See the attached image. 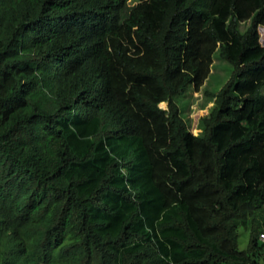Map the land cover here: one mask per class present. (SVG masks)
I'll use <instances>...</instances> for the list:
<instances>
[{
    "label": "trees",
    "instance_id": "obj_1",
    "mask_svg": "<svg viewBox=\"0 0 264 264\" xmlns=\"http://www.w3.org/2000/svg\"><path fill=\"white\" fill-rule=\"evenodd\" d=\"M262 15L0 0V264H264ZM216 52L231 70L193 134L181 99Z\"/></svg>",
    "mask_w": 264,
    "mask_h": 264
},
{
    "label": "rangeland",
    "instance_id": "obj_2",
    "mask_svg": "<svg viewBox=\"0 0 264 264\" xmlns=\"http://www.w3.org/2000/svg\"><path fill=\"white\" fill-rule=\"evenodd\" d=\"M253 44L257 45L253 48V52L260 50L264 46V15L261 16L259 24L257 26L256 32L251 41ZM213 65L211 66V71L208 75V80L206 84L204 83L200 90L193 92L194 98L193 103L187 107L186 95L181 99V113L185 117L190 130L194 134L202 133V125L200 116L209 111V107L212 104L210 100H207L204 96L203 90L205 87L212 90H217L228 78L231 66L230 64L222 59L218 52L213 55ZM197 98V99H196ZM186 99V100H185ZM161 105L165 108L166 104L164 102ZM170 144L172 143V138L170 137ZM248 240V231L243 228L239 229V248H244Z\"/></svg>",
    "mask_w": 264,
    "mask_h": 264
},
{
    "label": "built area",
    "instance_id": "obj_3",
    "mask_svg": "<svg viewBox=\"0 0 264 264\" xmlns=\"http://www.w3.org/2000/svg\"><path fill=\"white\" fill-rule=\"evenodd\" d=\"M260 239H264V232H261L259 235ZM234 264H243V263H234Z\"/></svg>",
    "mask_w": 264,
    "mask_h": 264
},
{
    "label": "clouds",
    "instance_id": "obj_4",
    "mask_svg": "<svg viewBox=\"0 0 264 264\" xmlns=\"http://www.w3.org/2000/svg\"><path fill=\"white\" fill-rule=\"evenodd\" d=\"M200 89H201V88H200ZM194 92H196V91H194ZM194 97H195V96H194V94H193V98H194ZM196 99H197V98H196ZM211 102H212V101H211ZM161 103H162V102H161ZM161 103H160V106L163 107V106L161 105ZM164 103H165V102H164ZM192 103H193V100H192L191 104H192ZM165 104H166V103H165ZM191 104H190V105H191ZM190 105H189V106H190ZM163 108H164V107H163ZM165 108H166V107H165ZM192 133H193V132H192ZM193 134H194V133H193Z\"/></svg>",
    "mask_w": 264,
    "mask_h": 264
}]
</instances>
